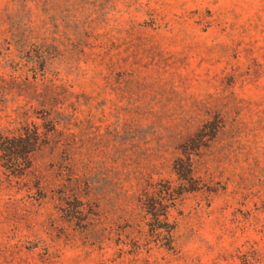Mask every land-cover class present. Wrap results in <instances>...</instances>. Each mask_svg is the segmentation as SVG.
Instances as JSON below:
<instances>
[{
  "label": "rangeland",
  "instance_id": "1",
  "mask_svg": "<svg viewBox=\"0 0 264 264\" xmlns=\"http://www.w3.org/2000/svg\"><path fill=\"white\" fill-rule=\"evenodd\" d=\"M0 264H264V0H0Z\"/></svg>",
  "mask_w": 264,
  "mask_h": 264
}]
</instances>
